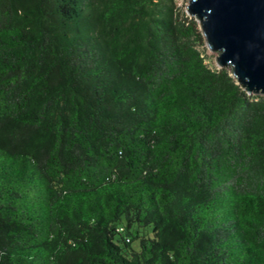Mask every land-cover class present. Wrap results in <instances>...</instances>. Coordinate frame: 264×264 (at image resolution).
Masks as SVG:
<instances>
[{
    "label": "trees",
    "instance_id": "obj_1",
    "mask_svg": "<svg viewBox=\"0 0 264 264\" xmlns=\"http://www.w3.org/2000/svg\"><path fill=\"white\" fill-rule=\"evenodd\" d=\"M173 0H0V264H264V95Z\"/></svg>",
    "mask_w": 264,
    "mask_h": 264
},
{
    "label": "water",
    "instance_id": "obj_2",
    "mask_svg": "<svg viewBox=\"0 0 264 264\" xmlns=\"http://www.w3.org/2000/svg\"><path fill=\"white\" fill-rule=\"evenodd\" d=\"M217 67L248 94L264 95V0H187Z\"/></svg>",
    "mask_w": 264,
    "mask_h": 264
},
{
    "label": "rangeland",
    "instance_id": "obj_3",
    "mask_svg": "<svg viewBox=\"0 0 264 264\" xmlns=\"http://www.w3.org/2000/svg\"><path fill=\"white\" fill-rule=\"evenodd\" d=\"M174 4L176 5L177 8H179L180 10L185 12V5L187 3V0H173ZM185 14L187 16H189L186 12ZM190 18H194L192 16H189ZM202 52L205 56V60L207 61L208 65L210 67H217L215 61H214V56H215V52L211 51L210 49H208L204 43L203 47H202Z\"/></svg>",
    "mask_w": 264,
    "mask_h": 264
}]
</instances>
